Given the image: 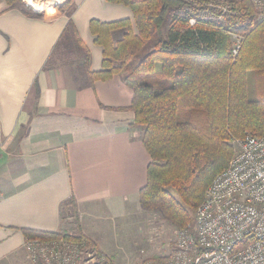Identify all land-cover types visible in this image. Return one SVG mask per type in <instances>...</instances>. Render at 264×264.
<instances>
[{"label": "crops", "instance_id": "0c3cea01", "mask_svg": "<svg viewBox=\"0 0 264 264\" xmlns=\"http://www.w3.org/2000/svg\"><path fill=\"white\" fill-rule=\"evenodd\" d=\"M66 1L31 15L0 0V264H34L24 229L82 234L98 246L108 237L104 245L117 248L111 232L145 211L151 156L130 109L133 89L121 74L91 83L82 55L56 49L71 21L91 70H101L90 21L133 20V11L108 0H72L62 10Z\"/></svg>", "mask_w": 264, "mask_h": 264}, {"label": "trees", "instance_id": "16d2710c", "mask_svg": "<svg viewBox=\"0 0 264 264\" xmlns=\"http://www.w3.org/2000/svg\"><path fill=\"white\" fill-rule=\"evenodd\" d=\"M6 1L10 8L23 4ZM108 1L128 5L134 17L90 21L95 42L103 48L101 70H91L90 50L71 21L56 49L82 55L91 83L124 76L134 92L130 109L135 124L145 127L143 141L151 156L140 205L183 228L195 218L214 176L228 165L232 142L247 132L264 136V12L258 13L250 0L230 1L234 13L227 14L228 29L222 31L209 22L188 25L191 8L204 0ZM121 30L116 39L114 31ZM230 32L242 35L237 54V38ZM250 73L258 81L256 99L248 94ZM69 203L77 215L74 200ZM24 233L44 240L83 237L62 231Z\"/></svg>", "mask_w": 264, "mask_h": 264}, {"label": "built area", "instance_id": "2783aa9c", "mask_svg": "<svg viewBox=\"0 0 264 264\" xmlns=\"http://www.w3.org/2000/svg\"><path fill=\"white\" fill-rule=\"evenodd\" d=\"M64 1L22 0L35 13ZM250 1L264 12V0ZM214 7L191 8L188 25L209 22L227 31L224 23L231 7ZM239 48L236 45L233 53ZM234 141L238 151L206 189L196 210L194 230L180 232L170 255L142 258L135 264H264V136L247 132ZM86 241L84 237L26 238L25 248L37 264H80Z\"/></svg>", "mask_w": 264, "mask_h": 264}, {"label": "rangeland", "instance_id": "374dc122", "mask_svg": "<svg viewBox=\"0 0 264 264\" xmlns=\"http://www.w3.org/2000/svg\"><path fill=\"white\" fill-rule=\"evenodd\" d=\"M230 1L238 0H204L202 3H197V7L214 5V10H220L219 5L221 4L231 7L232 5L229 4ZM22 6L26 8L23 4ZM255 8L259 11L258 13L263 15V10L258 7ZM229 13H234V11L232 12L230 10L227 12V14ZM238 35L242 36L241 34ZM238 35H232L237 38L236 45H238L242 40L241 37H238ZM57 53L52 59L57 60L59 57H62L61 54H64L63 48H61ZM72 53V50H70L69 54H71V56L73 55ZM251 74L252 73L249 74L248 94L251 99H256L260 96L258 90V81L256 76ZM232 143L234 145V156L238 151V146L236 145L235 141ZM231 159L229 160V163ZM228 165H226V167ZM159 216L160 215L155 211L145 210L142 211L141 215L133 217L134 220L130 225H128L125 231H116L114 233L111 232L112 234L110 235H112V238L114 239L111 244H115V246L119 245L117 248L107 247L104 245L105 241H107V243L109 242L108 237L103 241V243H101L103 246L102 247L101 245L98 246V243H96L92 238H88L83 235L87 241L80 264H102L107 258L112 261V264H135L142 258L154 256L164 257L170 255V253H172L175 248V244L180 232L184 229H188L189 231L191 229L192 231L194 230L193 227L195 226V218H192V220L189 221L185 227L178 228L171 222Z\"/></svg>", "mask_w": 264, "mask_h": 264}, {"label": "bare ground", "instance_id": "6f19581e", "mask_svg": "<svg viewBox=\"0 0 264 264\" xmlns=\"http://www.w3.org/2000/svg\"><path fill=\"white\" fill-rule=\"evenodd\" d=\"M37 7V6H36Z\"/></svg>", "mask_w": 264, "mask_h": 264}]
</instances>
